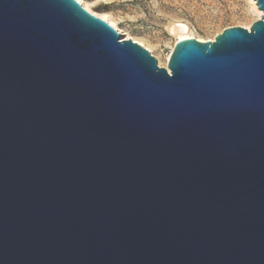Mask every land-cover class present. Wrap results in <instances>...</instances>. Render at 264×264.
Returning <instances> with one entry per match:
<instances>
[{
    "label": "water",
    "instance_id": "obj_1",
    "mask_svg": "<svg viewBox=\"0 0 264 264\" xmlns=\"http://www.w3.org/2000/svg\"><path fill=\"white\" fill-rule=\"evenodd\" d=\"M0 264H264V16L162 68L76 0H0Z\"/></svg>",
    "mask_w": 264,
    "mask_h": 264
},
{
    "label": "rangeland",
    "instance_id": "obj_2",
    "mask_svg": "<svg viewBox=\"0 0 264 264\" xmlns=\"http://www.w3.org/2000/svg\"><path fill=\"white\" fill-rule=\"evenodd\" d=\"M107 14L131 39L140 41L165 68L179 31L206 41L225 29L251 27L258 20L251 0H83Z\"/></svg>",
    "mask_w": 264,
    "mask_h": 264
},
{
    "label": "bare ground",
    "instance_id": "obj_3",
    "mask_svg": "<svg viewBox=\"0 0 264 264\" xmlns=\"http://www.w3.org/2000/svg\"><path fill=\"white\" fill-rule=\"evenodd\" d=\"M79 4H81L89 13H91L94 16L100 17L103 21L107 22L108 24H110L114 29L117 30V32L123 36V38H125L126 40H133L134 42H136L137 44H139L140 46H144L140 41L136 40V39H131V37L128 34H125L124 32H122L118 26L110 19V17L107 14L104 13H97L94 12L92 10V8L90 7V5L86 2H84L83 0H76ZM252 5H253V9L256 11L257 15H258V20H260L262 18V16H264V12L260 11L258 9L257 3L255 0H251ZM176 29H178L179 31V36H178V40H184V39H196L199 42H209L203 39H198L196 37H194L192 34H188V32L186 31L185 27L182 26H178L176 27ZM246 29H250V27H246ZM210 41H214V40H210ZM178 42V41H177ZM167 68V65L166 67Z\"/></svg>",
    "mask_w": 264,
    "mask_h": 264
}]
</instances>
